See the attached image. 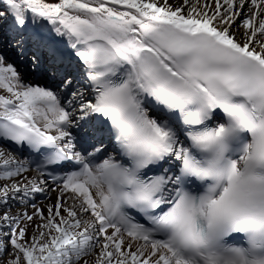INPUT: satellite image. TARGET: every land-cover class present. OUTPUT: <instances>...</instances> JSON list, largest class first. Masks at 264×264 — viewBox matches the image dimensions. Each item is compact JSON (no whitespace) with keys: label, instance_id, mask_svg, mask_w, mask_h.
<instances>
[{"label":"snow or ice","instance_id":"obj_1","mask_svg":"<svg viewBox=\"0 0 264 264\" xmlns=\"http://www.w3.org/2000/svg\"><path fill=\"white\" fill-rule=\"evenodd\" d=\"M0 45V264H264V0H0Z\"/></svg>","mask_w":264,"mask_h":264}]
</instances>
